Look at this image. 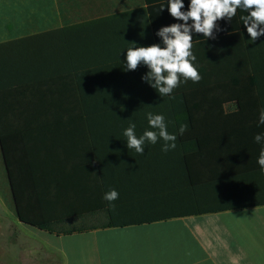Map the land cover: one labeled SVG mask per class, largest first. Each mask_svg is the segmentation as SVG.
<instances>
[{
	"label": "crops",
	"instance_id": "crops-1",
	"mask_svg": "<svg viewBox=\"0 0 264 264\" xmlns=\"http://www.w3.org/2000/svg\"><path fill=\"white\" fill-rule=\"evenodd\" d=\"M2 8V220L35 230L28 232L60 264H264V173L256 162L261 145L253 140L264 132L256 126L264 105V36L247 42L240 19L246 13L238 9L230 23L217 21L223 30L216 39L193 36L201 80L174 89L180 107L173 109L161 104L169 97L141 80L146 67L125 72L120 65L129 43H158L156 30L176 22L166 0H34ZM136 98L154 102L149 111L165 121L189 117L186 131L198 141L191 183L207 212L107 224L110 216L128 220L173 209L178 182L183 189L176 165V194L168 191L160 151L141 155L125 147L129 123L120 122L114 104ZM82 101H94V108ZM93 115L96 123L88 125ZM147 127L136 124V133ZM109 189L119 193L112 205L102 199ZM65 217L72 218L57 226L94 228L55 234L24 222Z\"/></svg>",
	"mask_w": 264,
	"mask_h": 264
},
{
	"label": "clouds",
	"instance_id": "clouds-1",
	"mask_svg": "<svg viewBox=\"0 0 264 264\" xmlns=\"http://www.w3.org/2000/svg\"><path fill=\"white\" fill-rule=\"evenodd\" d=\"M166 3L169 15L176 22L156 30L158 43L150 46L129 43L130 46L125 48L124 60L120 61L125 72L136 70L138 66L146 67L147 71L141 80L154 89L159 97L174 98V89L180 84L189 80L198 83L201 80L197 58L192 51L193 36L203 34L206 40L216 39L217 33L223 30L217 21L230 23L239 9L246 13L240 19L249 36L247 42L255 43L264 36V0H188L186 8L184 0H166ZM164 8L162 4L160 10ZM145 119L148 127L139 136L136 134V124L130 118L128 127L122 131L126 147L141 155L147 145H156L160 141L162 152L175 150L177 135H183L188 128L187 123L182 122L177 132L170 133L163 113L149 111L145 113ZM256 126H264V105L258 108ZM253 140L261 145L256 162L264 173V132H257ZM118 197L119 193L115 189H109L102 195L109 205Z\"/></svg>",
	"mask_w": 264,
	"mask_h": 264
},
{
	"label": "trees",
	"instance_id": "trees-1",
	"mask_svg": "<svg viewBox=\"0 0 264 264\" xmlns=\"http://www.w3.org/2000/svg\"><path fill=\"white\" fill-rule=\"evenodd\" d=\"M176 96L174 98H168V101H162L161 104L168 105L169 107L173 108L174 105H178L180 107V102L175 101ZM184 103V102H182ZM88 107H86V105ZM94 101H87L86 105H84V101H82L83 108H94ZM154 105V102L147 101L143 98H136V99H120V101H115L114 106L118 109L119 112V118L121 123H129V118L131 121L135 120V124L141 125L146 124L147 120L145 119V113L149 112L150 107ZM175 105V106H176ZM174 109V108H173ZM87 124L92 125L96 123V117L93 116H87ZM187 123L188 128H190V119L189 117H178L176 115H168L167 117V125H168V131L170 133L177 132L180 123ZM177 128V129H176ZM136 133L138 136L142 134L144 130H137ZM194 133L190 131H185L183 135H177V148L175 150L169 151L167 153L161 151V143L162 141L158 142L156 145H147L145 147L144 152L150 151L152 154L161 152L162 155L166 156L167 164H168V180L166 182L168 191H170L173 195L176 194V186L174 183V173H175V166H178V173L180 169L182 168L183 174H184V180L182 187L183 189H180L179 182L177 184V195H176V201L175 197H173L174 205L173 209H170L166 212L153 214L150 216H141V217H135L130 218L128 220H118L113 219L111 216L109 217V221L107 224L109 225H126L131 223H138L142 222V220H152V219H160V218H169L173 216H179V215H193V214H201L207 212L203 206L198 205V197L194 194V188L191 183V169H190V159L191 154L194 151L198 150V141L197 138L194 137ZM126 147V146H125ZM124 147V148H125ZM93 148L95 151L94 141H93ZM171 173H173L172 180H171ZM172 184V185H171ZM182 193V195H181ZM175 202H177V208H175ZM182 202V205H181ZM183 208V210H181ZM77 217H83L85 215H76ZM72 217H65L60 218L52 221H46V222H40V223H30L29 221H22L27 222L33 226H35L38 229L46 230L50 233L55 234H70L72 232H82L85 230L93 229L94 227H85L83 225H73V226H57L59 223H63L66 221H69Z\"/></svg>",
	"mask_w": 264,
	"mask_h": 264
},
{
	"label": "rangeland",
	"instance_id": "rangeland-1",
	"mask_svg": "<svg viewBox=\"0 0 264 264\" xmlns=\"http://www.w3.org/2000/svg\"><path fill=\"white\" fill-rule=\"evenodd\" d=\"M15 1L23 6L34 3V0H0V11L5 2ZM28 231L35 230L20 228L5 217L2 220L0 214V264H60L42 239Z\"/></svg>",
	"mask_w": 264,
	"mask_h": 264
}]
</instances>
